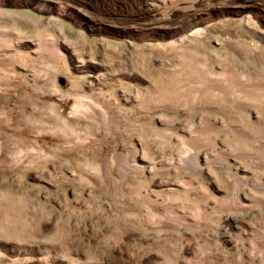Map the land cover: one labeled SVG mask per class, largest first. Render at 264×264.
<instances>
[{
    "label": "rangeland",
    "instance_id": "374dc122",
    "mask_svg": "<svg viewBox=\"0 0 264 264\" xmlns=\"http://www.w3.org/2000/svg\"><path fill=\"white\" fill-rule=\"evenodd\" d=\"M233 1L0 0L21 46L0 47V264H45L38 245L49 264H189L264 241V0L251 30ZM160 237L173 256L149 250Z\"/></svg>",
    "mask_w": 264,
    "mask_h": 264
},
{
    "label": "bare ground",
    "instance_id": "6f19581e",
    "mask_svg": "<svg viewBox=\"0 0 264 264\" xmlns=\"http://www.w3.org/2000/svg\"><path fill=\"white\" fill-rule=\"evenodd\" d=\"M253 3L254 2L252 0H245V1H242V2H239V1L236 0V1H233L232 5H231L233 9H227L226 11L235 12L236 14L240 15L241 26L242 27H247V28H249L251 30L252 29L251 25H255L256 26L255 22H257V21H253L252 17L250 16L251 9L253 8V5H252ZM206 23H208V19L201 18V23L200 24L204 25ZM196 33L198 34L199 31H197ZM255 33L258 34V32H255ZM172 35H173L172 32L171 33L170 32H165V33H160L157 36H159L160 38H164V37L165 38H169ZM18 37L19 38L17 39V41L22 42V39H21L22 37H20V36H18ZM0 47H3L6 50L11 51V52H17V51H19L21 46L20 45H16L14 43H11L9 41L7 35H4L2 33L0 35ZM42 49H41V45L37 46L32 52L33 56L37 57V58L41 57V55H43V53L41 52V51H43ZM54 54L57 55V56H61L60 52L55 50V49L54 50H50V51L48 50L47 53H46V55L50 56V58H53ZM257 59L260 62H263L262 56L260 55L259 52H257ZM243 81H244V83L245 82L248 83V81H246L244 79H243ZM204 82L208 86V88H210V90H212V92L226 93L228 88H230L229 83H228L227 80H220V79H216V78L214 79L213 77H209V78L205 79ZM250 89H252V88L251 87H246V90H250ZM126 97L128 98L127 99V103L130 102V105L132 104L131 107L134 106V104L138 105L139 101H138V99L136 97L135 98L128 97V96H126ZM77 106L80 107V105H77ZM245 106H247V105H245ZM97 107H100V106L98 105ZM78 110H79V108H78ZM79 112H81V111H79ZM254 122H256V121H254ZM249 123H252L251 119H249ZM189 154L190 153H188L187 156ZM191 155H192V158L190 156L191 160L186 162V165L182 164V166H183L182 170H184V169H188L189 170L190 168L193 167V168L196 169V172H199L198 170L200 168L202 170V167H200L201 166V164H200L201 163L200 162V155H199V153H193V152L191 153ZM185 159H187V158H185ZM204 160H206V159L204 158ZM218 163H220V162H218ZM219 167L224 169V166L221 163L219 164ZM140 168H141L140 166H133L130 170L140 169ZM121 178L125 180L127 178V174L126 173L123 174V175L121 174ZM258 189H259V191L264 192V183H260L259 186H258ZM121 193L123 195L125 194V191H124L123 188H121ZM240 200H241V198L238 195H236V198L234 200V206L237 205V204H240L241 203ZM261 214H263V212ZM261 216H263V215H261ZM172 221L176 222L175 220H172ZM172 221H169V224ZM174 222L172 224H174ZM177 223H178V221H177ZM177 225H173V226H177ZM171 227H172V225H171ZM259 235H260V230H257L255 232L254 237L253 236L252 237H247V236L239 235L237 237V240L234 243H231V246L233 247V252L230 253V254H217V253H215V254H208L207 253L206 254V253H204L205 251L200 250L201 254H199L197 259L193 260L189 264H258L257 259H260V258H257L258 255H256V250L260 251V253L263 255L262 264H264V241L259 239V237H258ZM160 238L161 239H157V240L153 239L154 241L148 243L149 248H151L149 250L157 249L159 252L167 253L170 256H173L174 253H175V250H174V248H170L172 240H170L168 238H163V237H160ZM247 241H251L252 247H253L252 249H248ZM22 247H24V246H22ZM46 247H48V245ZM46 247L43 246V245H38V247L34 248V249H36L40 253V255H43V258H44L43 261L45 262V264H49V263H52V261H51L52 259H50L51 258L50 256H52V255H50L51 251L49 249H47ZM26 248H28V247H26ZM26 250L28 251V249H26ZM75 261H77V260H75ZM260 261H261V259H260ZM170 262H173V261L170 260ZM87 264H89V263H87ZM177 264H178V262H177Z\"/></svg>",
    "mask_w": 264,
    "mask_h": 264
}]
</instances>
